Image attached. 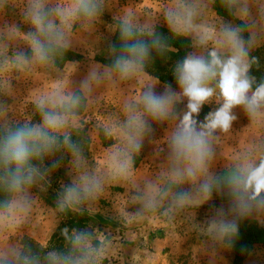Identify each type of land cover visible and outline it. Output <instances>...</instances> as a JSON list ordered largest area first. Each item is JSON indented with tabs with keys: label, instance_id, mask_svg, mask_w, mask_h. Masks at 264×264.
Returning <instances> with one entry per match:
<instances>
[{
	"label": "clouds",
	"instance_id": "clouds-1",
	"mask_svg": "<svg viewBox=\"0 0 264 264\" xmlns=\"http://www.w3.org/2000/svg\"><path fill=\"white\" fill-rule=\"evenodd\" d=\"M217 2L228 19L215 10ZM108 7L109 0H0V17L19 10L29 26L24 31L0 23V97L17 95L13 80L32 84L18 109L0 102V264H111L116 258L123 264L121 239L135 243L136 230L149 219L190 224L207 238L199 250L215 257L218 249L234 246L239 221L252 217L264 224V79L251 74L259 66L252 53L264 46V0H161L155 13L124 8L114 16L119 45H109L110 62L91 64L74 86L78 64L67 62L66 53L74 43L90 49L86 34ZM161 16L169 38L156 31ZM176 40L190 41V51L173 67L178 90L165 84L157 93L159 80L148 69L154 54L167 58L175 51L170 41ZM106 91L122 93L119 116L96 122L86 137L89 113ZM205 105L216 107L198 120ZM237 108L248 119L240 132L246 143L218 173ZM153 124L166 126L155 142L167 145L165 161L154 173L138 174L137 158ZM93 135L108 141L102 163L87 150ZM57 153L68 155L71 174L51 208L57 224L69 214L91 213L116 185L124 190L115 209L122 237L65 227L62 249L37 244L36 252L26 242L40 194L49 187L44 161ZM214 193L227 196L228 209L215 208L203 224L194 223L195 210ZM140 258L135 249L128 264Z\"/></svg>",
	"mask_w": 264,
	"mask_h": 264
},
{
	"label": "rangeland",
	"instance_id": "rangeland-1",
	"mask_svg": "<svg viewBox=\"0 0 264 264\" xmlns=\"http://www.w3.org/2000/svg\"><path fill=\"white\" fill-rule=\"evenodd\" d=\"M160 2L161 0H109V7L105 9L101 16V21L96 25V30L91 35L86 34L87 40L90 42V49L84 43H74L70 49L74 54H78L77 57L67 60V62L78 64V69L72 76L74 86L78 85L79 81L87 75L91 64H105L100 59L108 56V48L115 34L111 30L114 16L119 14L124 8H132L139 13H155L158 10ZM224 17L228 19V17ZM3 22L15 23L24 31H27L29 27L22 22L19 10H8L3 17H0V23ZM156 25L166 26L162 16ZM90 51L95 55H91ZM255 51L258 53L262 69H264V46L257 48ZM261 73L262 79H264V70ZM12 84L17 95L15 97H0V102L7 103L18 109L23 99L27 96L28 89L32 84L31 82L16 80H13ZM165 84H170L174 90H178L176 81L174 83H165L159 80V85L155 91L162 93ZM129 90L131 89L129 88ZM101 96L102 99L99 105L89 113L92 121L85 125L84 133L86 137L92 132L96 122H103L108 118H117L119 116L122 93L106 91L102 92ZM185 105L186 101L180 104V110H185ZM215 107L216 105H205L198 116V120L202 121L204 116L209 111L214 110ZM25 111L27 114H31L33 106L31 104L27 105ZM235 114L238 116V119L233 123L232 134L224 137L221 145L222 160L216 166L218 173L223 170V162L229 161L234 153L246 143L247 134L240 132L247 126L248 119L239 108L235 109ZM10 116L20 123L23 122V116L19 114L13 115L10 113ZM38 119V116H34L33 122H38ZM165 127L152 125L154 130L152 136L150 139L145 140L140 156L137 158L138 174L148 175L154 173L158 171V166L165 161L167 145L160 144L158 146L155 143L162 140L165 135ZM107 144L108 141L102 136L93 135L87 148L90 157L98 163H102L103 149ZM158 148L163 149V151H159V155H157ZM48 159L56 163L55 173L57 175L60 174L59 179L61 180V184L58 188H54L55 193L58 194L61 191L58 189L65 184L64 180L68 179L69 183H71L69 157L67 154L57 153ZM48 180L51 183L49 178ZM187 187L186 185L185 188ZM123 191V189L116 185L110 186L104 198L99 202L98 207L91 213H88V215L93 217L100 215L104 218L103 222H99L101 228L95 227V229L101 232H109L114 236H123V229L116 218L115 212L116 206L120 203V193ZM54 207L47 203L45 198L40 197V204L36 211L30 236L33 241L41 246L50 245L51 235L61 221L57 224V219L53 216L51 210ZM220 207H223L225 210L228 209V198L226 195L214 193L211 201L195 210L196 214L193 222L203 224L213 214V210ZM92 228H94V224ZM206 239V237L190 230V224L181 220L168 225L158 220L149 219L144 222L142 228L136 230L135 243L121 239L122 251L120 256L123 257V264H128L134 250L139 249L141 253L139 264H230L232 259L230 250L218 249L215 257H212L208 251L199 250ZM105 264H109V262L105 261ZM111 264H122V261L116 258L111 261ZM243 264H264V244H256Z\"/></svg>",
	"mask_w": 264,
	"mask_h": 264
},
{
	"label": "trees",
	"instance_id": "trees-1",
	"mask_svg": "<svg viewBox=\"0 0 264 264\" xmlns=\"http://www.w3.org/2000/svg\"><path fill=\"white\" fill-rule=\"evenodd\" d=\"M215 9L217 10L218 14L224 15L226 17L227 13L224 12V10L219 6V3L217 2ZM229 18V17H228ZM156 31L158 34L162 35L165 38H169L170 34L168 31V28L164 25H156ZM172 44V47L175 49L174 52L169 53L167 58H160L155 56L153 57V63L150 65L148 71L150 74L156 76L160 81L165 83H174L175 77L173 75V67L175 63L179 60H181L188 51H190L189 43L190 41H184V40H176V41H170ZM119 45V34L115 32L113 40L111 41V45ZM253 56L257 57L259 60V66H254L252 69L251 74L257 78V81H260L262 79V69L261 66V59L258 55V53L254 50L252 53ZM78 54H74L71 50H69L66 53V61L73 59V57H77ZM101 62L107 64L110 62V57L107 56L105 58L100 59ZM85 135V133H83ZM54 163L53 161H50L49 159H46L44 161L45 167L51 169L50 174L48 178L51 180V183H49V187L47 189L46 193L40 194L42 198H45L46 202L49 203L52 206H55V202L57 199V194L55 193L54 188H58L61 184V180L59 179L60 174L57 175L55 173V167H52ZM223 171V170H222ZM221 171V172H222ZM52 173V174H51ZM55 173V174H54ZM65 184L62 185H68L69 180H64ZM58 190H62V187ZM103 217L100 215L97 216H91L88 214L84 215H73L69 214L68 216L61 219L60 223L54 230V232L51 235L50 238V245L55 246L58 249H62L64 246V237L62 236V229L67 227L69 231L72 229H84L88 227L94 228H101V225L99 222H103ZM27 243H29L33 250L38 252L39 247L37 246L38 243L35 241L26 238L25 239ZM256 244H264V224H260L256 219L254 218H246L241 221H239V235L234 243V246L230 249V252L232 254V259L230 264H243L247 256L250 254L252 249ZM40 245V244H38ZM41 246V245H40Z\"/></svg>",
	"mask_w": 264,
	"mask_h": 264
}]
</instances>
